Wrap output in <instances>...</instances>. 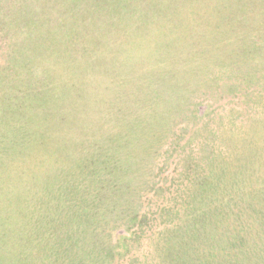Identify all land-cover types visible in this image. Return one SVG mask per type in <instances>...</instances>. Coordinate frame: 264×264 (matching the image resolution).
<instances>
[{
  "label": "rangeland",
  "instance_id": "rangeland-1",
  "mask_svg": "<svg viewBox=\"0 0 264 264\" xmlns=\"http://www.w3.org/2000/svg\"><path fill=\"white\" fill-rule=\"evenodd\" d=\"M8 1L0 238L25 233L30 264L228 251L207 221L222 238L243 192L264 197V0ZM239 255L264 264V235Z\"/></svg>",
  "mask_w": 264,
  "mask_h": 264
},
{
  "label": "trees",
  "instance_id": "trees-1",
  "mask_svg": "<svg viewBox=\"0 0 264 264\" xmlns=\"http://www.w3.org/2000/svg\"><path fill=\"white\" fill-rule=\"evenodd\" d=\"M6 1L7 0H3V3ZM32 1L34 2L35 0ZM9 2L10 0L8 1V3ZM34 10L39 11L40 8L37 4L33 3L32 11ZM262 53H264V50H262ZM89 161L91 162L92 160L89 159ZM112 188L115 189V186H113ZM262 190V185L256 190L249 188L245 191L246 193L243 192L242 195L245 194V197L241 196V199L239 200L241 204L240 206H238L236 214H233L234 216L230 215L232 210H229L231 212L226 215L223 213L225 218L222 217L221 221H226L225 223H223L225 225L227 221L232 223V230L231 232H227V234H223L222 238L211 233V228L213 226H216L217 221L213 218L209 219V222L207 221V224L205 226L207 231L203 233V237L206 240L210 241H217L219 239H223V245L228 248V251H217L214 250L213 247H209L206 253H202L201 255L194 254L192 256H181L182 251L180 252V249L182 246L180 245V242L176 240L168 241L166 239L162 240L161 244H159V255L157 257L158 263L156 264H241L240 259H243V256L241 258L239 254L242 251V246L244 247V245H246L248 235H251L253 237L254 235L258 234L264 235V208H262L264 197ZM95 195L96 198H98V202L103 201V194L97 193ZM182 215L184 214L182 213ZM185 215L187 214L185 213ZM55 218L60 219L58 215H56ZM121 222L117 221V224L113 225L114 228L123 227L124 225ZM19 224L22 225V223ZM21 225H19L18 227H20ZM195 229H199L198 225L195 226ZM128 230L129 229H126V231ZM24 234L25 233H21L19 234V236L17 235L14 237L6 235L5 237L0 238V264H30L25 259L24 249L27 243V239L26 237L21 236ZM121 237L124 238L125 234L120 233V235L115 239L117 243H119L117 240H119ZM66 242L69 246L68 249L73 248L75 243H78L71 241H65L64 243ZM87 253L88 254L86 257L91 259H88L87 261L83 262L81 261L77 264H96V261L94 260L95 257L93 258V256L89 254L91 252ZM245 254H247L248 256L250 255V253L248 254V252H245ZM144 264H146V262Z\"/></svg>",
  "mask_w": 264,
  "mask_h": 264
}]
</instances>
